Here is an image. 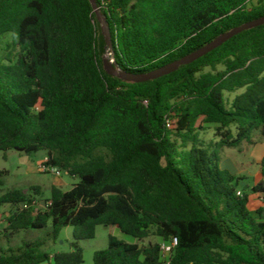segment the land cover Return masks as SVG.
I'll list each match as a JSON object with an SVG mask.
<instances>
[{
    "label": "trees",
    "instance_id": "1",
    "mask_svg": "<svg viewBox=\"0 0 264 264\" xmlns=\"http://www.w3.org/2000/svg\"><path fill=\"white\" fill-rule=\"evenodd\" d=\"M114 62L146 74L264 16V0H95ZM0 153L45 152L78 182L56 186L36 213L11 189L5 238L50 226L91 240L99 225L145 246L108 237L94 264H165L160 244L178 241L170 264H264V209H248L246 186L220 168V151L264 138V25L198 60L142 83L108 76L106 44L88 0H0ZM238 91L242 93L237 94ZM228 98V95H232ZM170 119L172 127H166ZM214 126L216 143L202 137ZM264 169V156L260 161ZM7 172L0 169V186ZM39 195V188H34ZM254 193L264 194V184ZM240 192L241 195H237ZM264 204V196L262 197ZM43 242L0 247V264H82V249L47 254Z\"/></svg>",
    "mask_w": 264,
    "mask_h": 264
},
{
    "label": "rangeland",
    "instance_id": "2",
    "mask_svg": "<svg viewBox=\"0 0 264 264\" xmlns=\"http://www.w3.org/2000/svg\"><path fill=\"white\" fill-rule=\"evenodd\" d=\"M11 42L12 39L10 34H5L0 38V62L3 61V58L11 51ZM227 97L230 99L233 97V94ZM204 129L202 135L205 141L217 138L214 126H204ZM255 136H257V134ZM45 156L46 154L43 151L29 156L12 150L5 154L0 153V169L7 172L6 176L3 178L4 185L2 187L0 186V196L11 189L25 190L35 199V210L38 211L43 208L45 200L50 198V189L52 186H56L64 192L69 191L73 185L78 182V179L71 177L63 171H61V175L57 177L53 173H41L37 170L39 163ZM35 186H39V195L35 194ZM15 209V207L10 205L0 204V247L3 249L18 247L22 241H41L43 242V252L55 254L72 251L74 249L73 245L77 244L83 252L82 264H94V252L103 250L107 247L108 237L110 235L119 240L137 243L140 246H145L149 242H157L156 238L150 237L139 243L121 234L117 228L103 225L96 227L94 239L77 242L74 241L72 237V227H66L61 230L55 239L50 236V226L46 229L29 230L16 234L10 238H5L4 233L7 226L6 219Z\"/></svg>",
    "mask_w": 264,
    "mask_h": 264
},
{
    "label": "crops",
    "instance_id": "3",
    "mask_svg": "<svg viewBox=\"0 0 264 264\" xmlns=\"http://www.w3.org/2000/svg\"><path fill=\"white\" fill-rule=\"evenodd\" d=\"M240 93L242 91L237 92V94ZM256 134L257 136H255ZM252 140L253 143L250 145L243 142L237 148L222 149L220 151V168L239 178L241 186H246V192L248 193L247 207L256 216L259 210L264 209V204L261 200L264 194L254 193L251 190L264 184V169L260 166V161L264 156V138L259 133H255ZM217 141L218 139L215 138L206 142L216 143Z\"/></svg>",
    "mask_w": 264,
    "mask_h": 264
},
{
    "label": "water",
    "instance_id": "4",
    "mask_svg": "<svg viewBox=\"0 0 264 264\" xmlns=\"http://www.w3.org/2000/svg\"><path fill=\"white\" fill-rule=\"evenodd\" d=\"M88 1L100 25L101 33L104 37L105 44H106V52L102 58L103 70L108 76L118 78L128 83H142V82H147V81L154 80L162 76L168 75L176 71L178 67L188 65L198 60L199 58L205 56L206 54L220 47L223 43L227 42L228 40L238 35L239 33L264 25V16L261 18L252 20L250 22H246L238 27L233 28L232 30L228 32L220 34L215 39H213L212 41H210L203 47L199 48L198 50L174 62H171L161 68H158L146 74L129 75L123 72L122 70H120L116 66L114 62V56H113L112 46L110 42V35L108 32L107 26L105 24V21L102 15L99 13L98 8L96 7L95 0H88Z\"/></svg>",
    "mask_w": 264,
    "mask_h": 264
},
{
    "label": "built area",
    "instance_id": "5",
    "mask_svg": "<svg viewBox=\"0 0 264 264\" xmlns=\"http://www.w3.org/2000/svg\"><path fill=\"white\" fill-rule=\"evenodd\" d=\"M165 123H166L167 128L172 127V122L170 119H166ZM37 170L41 173H47V172L53 173L57 177H59L61 175V170H59L56 167L48 165L47 157L44 158L39 163ZM237 195H241V193L237 192ZM35 206H36V201L33 198L30 202H24V203L19 204L18 208H19V210H26V209L32 208L34 210V212L36 213L37 210H35ZM177 245H178V241L175 237H171L168 242H161L160 249H161L162 258H163L165 264H170V257L173 254L174 249L177 247Z\"/></svg>",
    "mask_w": 264,
    "mask_h": 264
}]
</instances>
